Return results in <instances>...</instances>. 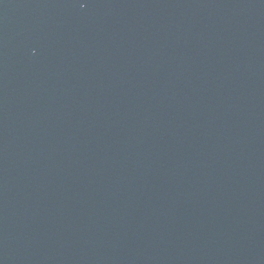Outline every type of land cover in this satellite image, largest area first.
<instances>
[{
  "label": "water",
  "instance_id": "obj_1",
  "mask_svg": "<svg viewBox=\"0 0 264 264\" xmlns=\"http://www.w3.org/2000/svg\"><path fill=\"white\" fill-rule=\"evenodd\" d=\"M0 264H264V0H0Z\"/></svg>",
  "mask_w": 264,
  "mask_h": 264
}]
</instances>
